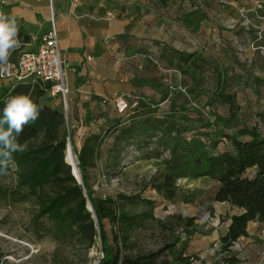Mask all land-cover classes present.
Wrapping results in <instances>:
<instances>
[{
	"label": "rangeland",
	"instance_id": "1",
	"mask_svg": "<svg viewBox=\"0 0 264 264\" xmlns=\"http://www.w3.org/2000/svg\"><path fill=\"white\" fill-rule=\"evenodd\" d=\"M144 1L133 5L130 13L135 21L144 14L149 16L144 23L146 27L139 26L136 31L153 37L158 32V36L166 33L169 39L179 41L178 47H183L188 56L184 61L177 50L162 47L166 52L162 53L161 62L156 60L159 53L148 57L146 78L141 84L144 95L168 92L172 98L177 91L186 92L184 98H177L185 119L179 124L191 126L195 120V129L198 122L206 124L199 114L202 111L206 119L215 118L214 141L219 149L223 144L222 132L230 131L231 121L264 132V56L255 48L259 44L255 39L264 32V0H183L181 17L175 14L176 0ZM34 49V44L24 45L17 60L23 52ZM180 69L193 71L194 80H189L195 86L182 85ZM187 90L194 92L190 94ZM224 95L232 96L238 108L231 109L230 115ZM144 99L149 101L147 96ZM59 109L65 114L61 103ZM66 122V138L72 137L70 145L76 154L84 136L68 118ZM99 133L103 134L101 129ZM111 138H105L102 154L92 171V194L105 195L122 204L126 211L147 212L152 218L131 235L128 245L116 246L111 240L110 244L134 250L167 247L163 257L170 261L184 249L186 254H196L206 264H226L219 255L220 237L228 217L236 210L227 203L212 200L217 183L207 177H182L176 181V194L167 199L152 184L164 172L162 161L168 153L153 156L147 148L128 147L120 165L108 169L105 156ZM253 173L254 169L246 171L249 177ZM14 186L13 174L0 176V264H96L102 258L99 238L86 251L68 239L55 240L36 232L32 223L34 202L13 203L8 193ZM39 222L47 225L45 219ZM106 229L111 238L108 223ZM247 229L248 236L234 243L224 256H236L232 264H264V221L250 222Z\"/></svg>",
	"mask_w": 264,
	"mask_h": 264
},
{
	"label": "trees",
	"instance_id": "2",
	"mask_svg": "<svg viewBox=\"0 0 264 264\" xmlns=\"http://www.w3.org/2000/svg\"><path fill=\"white\" fill-rule=\"evenodd\" d=\"M19 38L22 44L12 53L8 64L17 63L18 53L29 42V37L20 30ZM255 40L259 43L255 48L264 56V32L258 34ZM165 52L163 48L158 50L156 60L161 62ZM177 53L180 59L187 61L184 51ZM3 67L0 66V70ZM179 73L182 85L188 87L191 84L189 78L194 80L195 74L184 69H180ZM50 88L49 83L24 80L15 82L0 94V114L8 98L30 91L34 102L43 107L40 118L26 126L18 137L19 143H27V149L14 153L13 162L7 167L0 165V176H15V186L8 193L9 199L13 203L34 202L36 211L32 223L36 232L55 240L68 239L86 251L99 238L103 256L96 264H206L198 255L186 254L184 249L179 250L170 261L163 257L167 247L134 250L114 248L110 244L111 240L116 246L128 245L131 235L152 218L147 212L126 211L122 204H116L110 197L92 194V171L102 154L105 138L112 137L105 156L108 169L113 170L120 165L128 147L147 148L153 156L168 153L162 161L164 172L152 184L153 189L167 199L176 194V181L182 177H207L217 183L212 200L227 203L236 210L228 217L226 230L220 237L219 255L223 257L222 263L232 264L235 261L236 256L225 258L224 254L230 252L231 246L240 238L248 236L249 222L264 221V132L255 126L231 121L230 131L222 132L223 144L219 149L214 141L217 129L215 118L206 119V113L202 111L199 114L206 124L198 122L197 129L195 120L191 126L179 124L185 119L182 118L184 109L180 108L178 99L184 98L186 92L177 91L172 98L168 92L143 96L127 94L129 104L136 102L134 108L129 106L122 114L115 109V116L101 129L102 135L94 132L83 137L75 154L81 176V183H78L71 174L70 163L64 162L68 147L66 115L52 103ZM187 91L190 94L194 92ZM145 96L149 101L144 99ZM223 99L229 115L231 109H238L232 102V96L224 95ZM69 137L71 140L72 137ZM36 140L39 142L35 143ZM248 169H254L250 177L246 175ZM87 201L93 211L87 209ZM40 219H45L47 225L39 222ZM106 223L110 225L111 238Z\"/></svg>",
	"mask_w": 264,
	"mask_h": 264
},
{
	"label": "crops",
	"instance_id": "3",
	"mask_svg": "<svg viewBox=\"0 0 264 264\" xmlns=\"http://www.w3.org/2000/svg\"><path fill=\"white\" fill-rule=\"evenodd\" d=\"M144 2L78 0L73 6L71 0H0V13L14 17L19 30L29 37L25 45L36 47L38 38L49 28L52 14L64 59L63 80L68 91L65 115L82 136L99 132L112 120L116 114L115 97L144 95L141 87L148 57L162 47L185 50L166 33L158 36V32L153 37L136 31L139 26L146 27L149 16L144 14L135 21L130 13L133 5ZM175 5V14L181 17L184 1L176 0ZM169 6L170 3L168 11ZM8 87L6 81L0 80V94ZM52 103L62 106L58 96L52 98Z\"/></svg>",
	"mask_w": 264,
	"mask_h": 264
},
{
	"label": "built area",
	"instance_id": "4",
	"mask_svg": "<svg viewBox=\"0 0 264 264\" xmlns=\"http://www.w3.org/2000/svg\"><path fill=\"white\" fill-rule=\"evenodd\" d=\"M77 2L78 0H71L73 6ZM86 60L90 61L91 57L87 56ZM63 78L64 59L58 47L57 29L51 14L49 28L38 38L35 49L23 52L16 64L4 66L0 70V80L6 81L9 87L15 82L24 80H39L51 84L49 93L61 99L62 109L66 114L68 91ZM126 97L120 95L114 98L115 109L120 114L124 113L129 106L132 108L136 106L135 101L129 104Z\"/></svg>",
	"mask_w": 264,
	"mask_h": 264
},
{
	"label": "clouds",
	"instance_id": "5",
	"mask_svg": "<svg viewBox=\"0 0 264 264\" xmlns=\"http://www.w3.org/2000/svg\"><path fill=\"white\" fill-rule=\"evenodd\" d=\"M19 28L14 17L0 13V66H6L12 53L21 46ZM42 106L27 94L11 96L0 114V165L7 167L13 162V154L27 149V143H19L24 128L40 118Z\"/></svg>",
	"mask_w": 264,
	"mask_h": 264
},
{
	"label": "bare ground",
	"instance_id": "6",
	"mask_svg": "<svg viewBox=\"0 0 264 264\" xmlns=\"http://www.w3.org/2000/svg\"><path fill=\"white\" fill-rule=\"evenodd\" d=\"M69 143L67 146V149L65 150V159L68 163H70L73 170L76 172L77 177L79 178V171L77 170V161L75 160V154L74 151Z\"/></svg>",
	"mask_w": 264,
	"mask_h": 264
},
{
	"label": "water",
	"instance_id": "7",
	"mask_svg": "<svg viewBox=\"0 0 264 264\" xmlns=\"http://www.w3.org/2000/svg\"><path fill=\"white\" fill-rule=\"evenodd\" d=\"M66 140H67V144H66V147H67V145H68L69 143H71V142H70V137H67ZM64 162H65L66 164H68V163L66 162V160H65V157H64ZM68 165H69V164H68ZM70 167H71V165H70ZM77 170L79 171L78 168H77ZM71 174L73 175V177L75 178V180H76L78 183H81V176H80V173H79V178H78L76 172L73 170L72 167H71ZM87 209H88L89 211H93L92 206H91V204H90L89 201H87Z\"/></svg>",
	"mask_w": 264,
	"mask_h": 264
}]
</instances>
